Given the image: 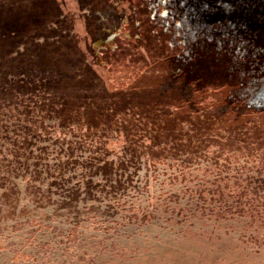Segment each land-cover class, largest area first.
<instances>
[{"label":"rangeland","instance_id":"obj_1","mask_svg":"<svg viewBox=\"0 0 264 264\" xmlns=\"http://www.w3.org/2000/svg\"><path fill=\"white\" fill-rule=\"evenodd\" d=\"M0 264H264V0H0Z\"/></svg>","mask_w":264,"mask_h":264}]
</instances>
